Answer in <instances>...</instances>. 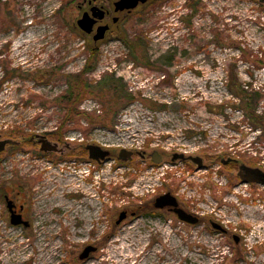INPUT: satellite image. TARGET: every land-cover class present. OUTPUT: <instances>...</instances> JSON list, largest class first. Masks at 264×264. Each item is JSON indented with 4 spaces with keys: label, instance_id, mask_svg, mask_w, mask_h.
I'll return each instance as SVG.
<instances>
[{
    "label": "rangeland",
    "instance_id": "374dc122",
    "mask_svg": "<svg viewBox=\"0 0 264 264\" xmlns=\"http://www.w3.org/2000/svg\"><path fill=\"white\" fill-rule=\"evenodd\" d=\"M83 2L0 0V139L18 142L0 156V264H264V200L226 191L220 164L264 168V0H165L122 24L128 43L115 32L99 43L84 35ZM87 66L73 107L69 90ZM37 136L61 153L41 152ZM91 142L114 158L157 150L201 156L206 167L150 166L135 153L97 165L80 158ZM163 187L205 212L203 222L154 209ZM4 194L28 207L31 229L10 224ZM88 245L98 249L80 260Z\"/></svg>",
    "mask_w": 264,
    "mask_h": 264
},
{
    "label": "flooded vegetation",
    "instance_id": "af4514ba",
    "mask_svg": "<svg viewBox=\"0 0 264 264\" xmlns=\"http://www.w3.org/2000/svg\"><path fill=\"white\" fill-rule=\"evenodd\" d=\"M119 1L120 0H105V1L99 2V0H84V2H83L84 6L81 7L82 13H81V17L79 19H81L83 17V15L87 13V14H89V16L91 18H93L95 20L93 32L91 34L83 33L84 35L91 37V40L94 43H99V42L103 41V40L98 41V42L94 41V36L96 34V29L98 27L107 26L108 31L106 33V36L111 32H115V33H117V35H119V37L121 39V37L123 36V33H124L123 30H121V26L124 22H127V20H129L133 16L145 15V14H147V12L157 10V9L161 8L162 4L165 2V0H146L145 2H142L141 0H139V3L135 8L122 10V9L117 8V4ZM95 15L101 16L102 18L97 19ZM77 27H78V24H77ZM106 36H105V38H106ZM36 139H37L36 140L37 145L39 146L41 152L51 153V154L61 153L62 150L59 149L58 143L55 142L53 144L45 136H37ZM43 140H47L52 145H55L57 147V150L56 151H43L42 150V142H41ZM0 141H4V140L0 139ZM5 142H6L5 149L0 152V156H2L8 148H13V147L18 145V142L14 141V140H5ZM90 145L101 146V145H99L97 143H93V142L86 143L83 147V150L85 151V156H82L80 158L83 160L86 159L90 163L102 165L103 162L106 160L97 161L94 159H90L89 150H88V146H90ZM102 149L107 150L104 147H102ZM108 151L111 153V156L108 159L114 158V154L110 150H108ZM128 151H130V150H128ZM131 152H133V155L135 153L136 156H138L141 160H146L147 161L146 164H149L150 166H157V165L160 166V165H164V164L174 165L175 163L180 161V162H184V163L188 164L186 166V168H188V170H187L188 173L193 170V168L191 166H189L191 164L197 166L196 170H201L202 168L206 167L205 163H204V161H206V159L201 157V156L186 155L185 153H172L171 155H167L166 152H159L157 150H154L153 152H150V153H147L146 151H144V152L135 151L134 152L132 150H131ZM154 158L160 159L161 162L156 163ZM194 158H199L202 160V167L198 166V164L194 161ZM132 159H133V156H132ZM132 159H130V160H132ZM114 160L119 162V163L121 162V160H118V155L114 158ZM220 164L229 169V170H226V173L227 172L229 173L228 184H227L228 186L226 188V191H228V192L232 191V194L239 196V199H241V201H243V202H247V201H251V202L256 201L257 202L258 201L259 203H262L260 201L264 200V192L258 191V192L253 194L252 189H251V187H258V186H260L264 189V168L261 167V165H258L255 163H250L247 161L246 162L241 161V160L236 159V158H228V160H221ZM177 167L178 166H172V168H170V171H173V169L177 168ZM167 169H169V168L167 167ZM247 169H255L257 172L248 171ZM173 174L174 173L167 172V179H170L171 180L170 182H173V180H174L173 177L170 178V175H173ZM164 175H166V173H164L163 176ZM86 176L88 177L89 173ZM242 176L248 178L249 180H254V181H249L248 179L242 178ZM229 177H230V179H229ZM163 179H164V181L167 180L166 177ZM165 185L166 184H164V186ZM173 186H174V184H172V187ZM165 188L163 187L159 192L160 194L158 196H156L154 203H153L154 209L160 210V211L168 210V211L172 212L173 214H175L173 207H165L164 209H158L155 207V201L158 197H160L164 194L170 193L173 197L176 198L179 208H181L184 211H186L187 213L197 217L199 219L198 223L203 222L204 216H202V214H204L205 212H199V211H197V209L191 208L190 203H187L185 201H183V202L180 201L178 194L174 193V191H172L171 189H168V188L165 189ZM249 190L251 191L250 193H248ZM228 192H224L223 194L227 195ZM247 197H249V198H247ZM226 201H227V199H226ZM4 202H5V206H6V213L9 217L10 221H11V215L15 214V215H21L22 221L28 223L27 226H25L24 224H21V225L15 226V227L24 228L26 230H29L32 228L33 223L27 217L28 207L26 205L17 203V200L15 197L9 196L7 194H4ZM192 203H195V202H192ZM229 206H230L229 210H232V207H235L233 205H229ZM256 207H258V206H256ZM229 210H227V211L230 212ZM245 212H247V211H245ZM132 216H133V214H132ZM183 223H185V222H183ZM215 224L218 226H221V228L215 227L214 226ZM208 225H209V227H211L212 230H214L216 232L223 233L225 236H228L229 238H231L236 245L241 244L242 237L230 234V231L227 228H225V226L223 224H221L220 222H214V221L210 220ZM12 226H14V225H12Z\"/></svg>",
    "mask_w": 264,
    "mask_h": 264
},
{
    "label": "water",
    "instance_id": "95a60500",
    "mask_svg": "<svg viewBox=\"0 0 264 264\" xmlns=\"http://www.w3.org/2000/svg\"><path fill=\"white\" fill-rule=\"evenodd\" d=\"M142 2H145L146 0H141ZM139 3V0H120L117 4V8L119 9H133L135 8ZM97 10V9H96ZM97 19H101V16L95 15ZM94 16V17H95ZM78 27L80 30L85 33V34H91L93 32V27L95 25V20L89 16V14H84L81 19L78 20L77 22ZM108 31L107 26H100L96 29V34L94 36V41H102L104 40L106 33ZM42 142V150L43 151H56L57 147L55 145H52L49 143L47 140H43ZM6 142L5 141H0V152L5 149ZM89 150V157L90 159H94L97 161L101 160H107L110 158L111 153L108 150L102 149L101 146H94L90 145L88 146ZM133 152L128 151V150H121L118 154V160L121 161H127L132 159ZM156 163H160L161 160L154 158ZM194 161L198 164L199 167H202V160L199 158H194ZM242 170V169H241ZM248 171L252 172H257L255 169H247ZM242 178L248 179L244 176ZM249 180V179H248ZM249 181H254V180H249ZM10 206V205H9ZM155 207L158 209H164L165 207H173L175 214L177 215L178 219L182 222L188 223V224H197L199 219L183 209L178 207V202L175 197H173L170 193L164 194L160 197H158L155 201ZM127 218V213L122 212L119 215V218L116 222L117 225L121 224L125 219ZM10 223L14 226H18L21 224H24L25 226L28 225L27 222L22 221V216L21 215H11V221ZM215 227L221 228V226L214 225ZM97 247L94 245H88L87 247L84 248L82 253L79 255L80 260H86L90 257L91 254L95 253L97 251Z\"/></svg>",
    "mask_w": 264,
    "mask_h": 264
},
{
    "label": "trees",
    "instance_id": "16d2710c",
    "mask_svg": "<svg viewBox=\"0 0 264 264\" xmlns=\"http://www.w3.org/2000/svg\"><path fill=\"white\" fill-rule=\"evenodd\" d=\"M121 39L124 41V42H126V43H128L127 41H126V37L125 36H122L121 37ZM92 51H94V50H92ZM94 57V56H93ZM88 71H91V67H89V66H87L85 69H84V71H83V74H81V75H78V76H76V82H75V85L74 86H72L71 88H70V92H69V98L71 99L70 101H67L66 103H70L71 105H73V107H75V105H76V103L78 102V100H80L81 98H78V97H80L81 96V94H85V91L88 89V83H87V81H86V79L84 78V74L86 73V72H88ZM105 81V82H104ZM115 81V83L118 85V84H120V82H118V80H114ZM111 82V80L110 79H108V77L107 76H105L102 80H101V83L99 84V85H101L102 86V90H104V88H106V85L108 84V83H110ZM102 83H105L106 85H105V87H104V85L102 84ZM121 86H122V84H120ZM77 90V94H75L74 93V90ZM119 93L121 94V96H123V99L125 100V102L126 103H131L133 100H134V96L132 95V94H130L125 88H123V87H119ZM117 90V91H118ZM74 95L76 96V98H74ZM68 98V99H69ZM251 98V96H248V95H242L241 96V99H242V102H247V101H249V99ZM74 99H75V101H74ZM249 102H247V105H249L248 104ZM68 112L70 113V114H72L73 113V110L72 109H69L68 110ZM72 115H74V114H72ZM248 115H250L251 116V119H255L256 120V116H255V112H252V114H248ZM256 121H258V119L256 120ZM58 136L59 137H62V131H60V133H58Z\"/></svg>",
    "mask_w": 264,
    "mask_h": 264
},
{
    "label": "bare ground",
    "instance_id": "6f19581e",
    "mask_svg": "<svg viewBox=\"0 0 264 264\" xmlns=\"http://www.w3.org/2000/svg\"><path fill=\"white\" fill-rule=\"evenodd\" d=\"M66 182H67V180H66Z\"/></svg>",
    "mask_w": 264,
    "mask_h": 264
}]
</instances>
